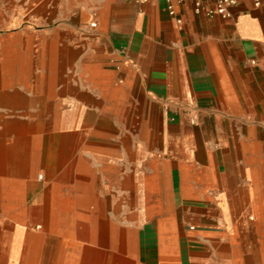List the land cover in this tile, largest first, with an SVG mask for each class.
Instances as JSON below:
<instances>
[{"label": "crops", "instance_id": "obj_1", "mask_svg": "<svg viewBox=\"0 0 264 264\" xmlns=\"http://www.w3.org/2000/svg\"><path fill=\"white\" fill-rule=\"evenodd\" d=\"M171 5L0 0V264H264V8Z\"/></svg>", "mask_w": 264, "mask_h": 264}, {"label": "built area", "instance_id": "obj_2", "mask_svg": "<svg viewBox=\"0 0 264 264\" xmlns=\"http://www.w3.org/2000/svg\"><path fill=\"white\" fill-rule=\"evenodd\" d=\"M136 1L142 2L144 0H136ZM173 1L183 2L185 0H166L168 4L167 9L171 16L175 15L174 10L171 5ZM192 1L194 2L195 13H199L201 12V10H203L206 16L220 15L224 18L229 17V8L234 6L237 2V0H192ZM205 4H210L211 6L208 8H204ZM253 5L254 7L264 8V0H253ZM177 22L179 23L180 21L177 20Z\"/></svg>", "mask_w": 264, "mask_h": 264}, {"label": "bare ground", "instance_id": "obj_3", "mask_svg": "<svg viewBox=\"0 0 264 264\" xmlns=\"http://www.w3.org/2000/svg\"><path fill=\"white\" fill-rule=\"evenodd\" d=\"M96 244V243H95Z\"/></svg>", "mask_w": 264, "mask_h": 264}]
</instances>
